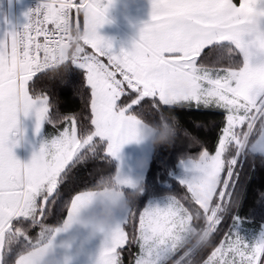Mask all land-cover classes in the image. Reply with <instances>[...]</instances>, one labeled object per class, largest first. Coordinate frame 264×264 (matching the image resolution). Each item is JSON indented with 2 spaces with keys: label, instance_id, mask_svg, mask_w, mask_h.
Wrapping results in <instances>:
<instances>
[{
  "label": "snow or ice",
  "instance_id": "6c2138e0",
  "mask_svg": "<svg viewBox=\"0 0 264 264\" xmlns=\"http://www.w3.org/2000/svg\"><path fill=\"white\" fill-rule=\"evenodd\" d=\"M113 3L39 0L24 13L21 30H0V264H41L51 243L52 228L45 220L61 203V185L76 166L101 152L109 163L119 160L122 147L138 142L144 125L166 118L175 129L168 146L180 135L202 146L196 156L180 160L184 175L178 182L187 192L180 198L169 195L162 204L148 203L139 212L138 229L136 197L101 237L92 264H123L120 250L126 245L129 251L132 245L139 248L134 264H264V225L249 240L238 230L236 215L244 178L257 162L264 167V0H150V22L131 49L119 52L98 33ZM72 30L85 35L69 57ZM69 64L84 72L90 127L74 113L57 111L53 117L50 96L36 84L30 94L29 82L37 74L51 71L56 78L63 70V82ZM192 108L222 110L225 122L214 151L171 120L177 109ZM21 113L34 115L37 134L44 122L66 125L27 163L13 152L24 139ZM114 174L101 175L63 201L62 221L94 195L98 182ZM228 218L232 223L220 245L200 261ZM129 225L131 233L125 230ZM35 226L40 232L33 240L28 233Z\"/></svg>",
  "mask_w": 264,
  "mask_h": 264
},
{
  "label": "trees",
  "instance_id": "16d2710c",
  "mask_svg": "<svg viewBox=\"0 0 264 264\" xmlns=\"http://www.w3.org/2000/svg\"><path fill=\"white\" fill-rule=\"evenodd\" d=\"M239 3V0H234ZM82 23L83 17H79ZM207 51V50H205ZM226 61L223 65L226 66ZM55 74L51 71L39 73L29 82L30 94H32V85L36 84L37 88L45 91L51 99L52 114L55 117L57 111L65 114H77L84 126L90 127V90L86 87L84 72L82 69L69 64L65 74L64 81L61 82V77L64 76L61 70V77L52 78ZM123 99V97L121 98ZM134 112L139 111L134 108ZM141 114H143L141 112ZM174 115L178 117L180 125L183 129L199 136L204 142L209 151H214L219 128L225 122V116L222 110L217 109H177ZM45 132L47 135H54L63 130L65 123L50 125L45 122ZM202 150V146H193L183 135H180L174 145L153 146L152 157L149 163L148 171L144 177V191L136 200V219L135 227L138 229L139 212L147 205L151 198H163V196L175 195L177 198L182 197L186 192V188L179 185L177 179L172 177V173L178 169V164L182 157L186 155L196 156ZM110 158H106L101 152L100 157L89 158L86 162L78 164L73 172L68 177L67 181L61 185V203L53 207L51 214L45 220V223L54 226L66 217V205L61 206L63 201H70L72 195L80 190H84L93 185L101 175L114 174L117 170V162L115 159L109 163ZM244 193L240 207L236 210V215L241 219L245 229H250L254 232L260 230V226L264 225V167L259 165L254 171H249L244 178ZM184 202V201H182ZM185 206L187 207V203ZM235 214V213H234ZM231 218L219 226V232L214 234L212 243L205 248L199 255L200 261L206 260L211 252L221 243L225 234L228 231V226L231 225ZM126 231L132 232L131 225L126 226ZM40 228L33 227L29 231V237L35 240L38 238ZM121 258L123 264H129L139 254V248L136 245L125 246L121 249ZM182 255L178 253L176 259Z\"/></svg>",
  "mask_w": 264,
  "mask_h": 264
},
{
  "label": "clouds",
  "instance_id": "9594fccd",
  "mask_svg": "<svg viewBox=\"0 0 264 264\" xmlns=\"http://www.w3.org/2000/svg\"><path fill=\"white\" fill-rule=\"evenodd\" d=\"M84 35L82 31H71L67 48L69 57ZM171 120L179 122L175 116ZM174 134L175 129L166 118L159 124L144 125L139 131L138 142L148 141L154 147L168 145ZM126 178L118 171L111 178L98 182L93 189L94 195L78 207L69 220L51 226L50 247L41 264H73L77 258L88 254L90 242L110 231L118 217L142 193L143 188L138 180L131 178L125 184ZM74 229L77 231L74 232Z\"/></svg>",
  "mask_w": 264,
  "mask_h": 264
},
{
  "label": "crops",
  "instance_id": "0c3cea01",
  "mask_svg": "<svg viewBox=\"0 0 264 264\" xmlns=\"http://www.w3.org/2000/svg\"><path fill=\"white\" fill-rule=\"evenodd\" d=\"M24 13L25 7L15 3L14 0H0V30L5 27H14L18 30V27L25 22ZM80 16L82 17V15ZM150 19V0H114L107 13L108 22L98 29V33L112 42L115 52H119L121 48L131 49L133 43L139 39L140 29L144 24L150 22ZM5 21H7V24ZM18 119L20 127L24 129V139L13 149V152L22 163H27L32 158V155L39 151L42 143L50 139L52 135L46 134L45 122L40 133H35V123H32L33 115L26 117L21 113ZM58 134L56 133L53 136ZM152 151L153 145L148 141L132 142L124 145L121 149L119 160L115 159L117 169L125 176L143 181L149 168ZM135 175L137 177H134ZM161 199L164 203L166 197ZM238 227L243 236L247 233L256 236L259 232L245 229L242 222L238 224ZM100 241L101 238L91 241L89 245L91 247L94 246V251H91L90 255L87 254L84 257H80L82 261L75 264H92V259L90 260L89 258H92V254L95 255L97 253Z\"/></svg>",
  "mask_w": 264,
  "mask_h": 264
},
{
  "label": "rangeland",
  "instance_id": "374dc122",
  "mask_svg": "<svg viewBox=\"0 0 264 264\" xmlns=\"http://www.w3.org/2000/svg\"><path fill=\"white\" fill-rule=\"evenodd\" d=\"M19 5H21V4H19ZM21 6H24V5H21ZM32 123H35V117H34V115H33V122ZM178 169L176 170V171H174V173H172V177L173 178H175V179H177L178 181H179V178H181L183 175H184V170H183V168H182V166H181V164L179 163L178 165ZM138 175V174H137ZM137 175H135L134 177H137ZM127 176V175H126ZM128 177V176H127ZM163 197H167V196H163ZM161 198H151L150 200H148V202H147V204L148 203H150V202H158V203H163V199H161V200H163V201H161L160 200ZM239 228V227H238ZM75 231H77L76 229H74V232ZM247 239H252L253 237H254V235H252V234H250V233H247L246 235H244ZM219 246V245H218ZM217 246V247H218ZM94 246H90V245H88V255H90V252L91 251H94ZM91 257H94V254H92V256ZM90 260L92 259V258H89ZM79 261H82V260H80V258H77L74 262H73V264H75V263H79Z\"/></svg>",
  "mask_w": 264,
  "mask_h": 264
},
{
  "label": "built area",
  "instance_id": "2783aa9c",
  "mask_svg": "<svg viewBox=\"0 0 264 264\" xmlns=\"http://www.w3.org/2000/svg\"><path fill=\"white\" fill-rule=\"evenodd\" d=\"M14 1H15V3H19L21 5H24L23 7H25V12L28 11L29 9H31V8H34L39 3V0H14ZM75 2L79 3L80 1L75 0ZM72 21H73V23H75V21H76L75 9L72 10ZM24 23L18 27L17 31L22 29V26L24 25ZM51 27H52V25H48V28H51ZM39 40H40L41 43H43V36L39 37ZM85 47H86V51H88V52L92 51L90 47H87V46H85ZM103 59H104V62L107 63V59L106 58H103ZM117 78L119 79L121 77L117 76Z\"/></svg>",
  "mask_w": 264,
  "mask_h": 264
},
{
  "label": "water",
  "instance_id": "95a60500",
  "mask_svg": "<svg viewBox=\"0 0 264 264\" xmlns=\"http://www.w3.org/2000/svg\"><path fill=\"white\" fill-rule=\"evenodd\" d=\"M75 17H76V19H77L76 12H75Z\"/></svg>",
  "mask_w": 264,
  "mask_h": 264
}]
</instances>
